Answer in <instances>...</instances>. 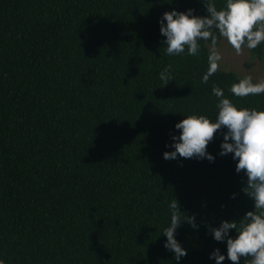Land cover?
Returning a JSON list of instances; mask_svg holds the SVG:
<instances>
[{"label":"trees","instance_id":"16d2710c","mask_svg":"<svg viewBox=\"0 0 264 264\" xmlns=\"http://www.w3.org/2000/svg\"><path fill=\"white\" fill-rule=\"evenodd\" d=\"M174 9L207 15L204 0H0L4 264H216L217 248L233 264L212 229L255 202L234 154L220 155L227 129L208 144L213 161L164 153L187 116L217 118L214 86L257 110L264 93L234 96L244 76L221 66L204 83L210 40L167 55L160 21ZM250 51L262 58L264 43ZM175 198L190 218L175 233L188 250L179 261L163 234Z\"/></svg>","mask_w":264,"mask_h":264},{"label":"clouds","instance_id":"9594fccd","mask_svg":"<svg viewBox=\"0 0 264 264\" xmlns=\"http://www.w3.org/2000/svg\"><path fill=\"white\" fill-rule=\"evenodd\" d=\"M204 2L207 9L205 16L194 15L193 9H174L165 12L160 23L169 56L180 55L185 49L189 55H197L200 51L199 41L210 40L209 67L202 77V81L207 83L209 77L219 70L223 59L217 48L220 37L225 38L237 54H241L244 47L255 49L264 43V0H226V5L220 9L214 0ZM171 68L169 64L160 73L164 86L173 79ZM230 91L241 98L262 94L264 79L254 81L251 75L244 76L231 86ZM213 94L219 98L217 118L213 121L206 115L193 114L178 122L175 127L182 131L178 136H173L171 147L174 151L165 152L164 158L197 157L213 161L215 157L208 153V144L218 130L227 129L220 155L234 154L233 159L238 160L236 171H243L247 175L243 191L254 199L255 204L254 210L248 211L241 220H224L219 227L212 229L214 239L224 241L227 238V259L233 264H239L241 257L245 258V264H264V110L238 107L225 97L219 87H213ZM170 208L171 222L163 231L167 237L164 246L174 252L175 259L179 261L187 255L188 250L182 247L175 233L181 222L190 218H182L183 213L176 198ZM193 226H196L194 222ZM232 229L238 233L235 238L229 235ZM210 258H215L216 264H222L226 257L217 248ZM0 264H4V261L0 260Z\"/></svg>","mask_w":264,"mask_h":264},{"label":"rangeland","instance_id":"374dc122","mask_svg":"<svg viewBox=\"0 0 264 264\" xmlns=\"http://www.w3.org/2000/svg\"><path fill=\"white\" fill-rule=\"evenodd\" d=\"M217 48L223 57L220 68L232 70L242 76L251 75L257 81L264 79V55L262 58L253 56L247 47L243 48L241 54H237L223 37L218 42Z\"/></svg>","mask_w":264,"mask_h":264}]
</instances>
